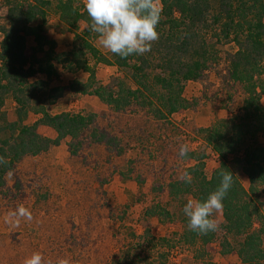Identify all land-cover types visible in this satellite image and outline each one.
Listing matches in <instances>:
<instances>
[{"label": "rangeland", "instance_id": "1", "mask_svg": "<svg viewBox=\"0 0 264 264\" xmlns=\"http://www.w3.org/2000/svg\"><path fill=\"white\" fill-rule=\"evenodd\" d=\"M48 1L45 35L59 36L64 47L71 45L63 51H69L80 41L74 37L75 30L61 21L56 3ZM6 14V0H0L2 25H7ZM87 26L79 21L76 32L81 34ZM203 33L208 44L215 43L216 51L201 77L184 83L187 107L164 118L156 115L153 106L140 104L142 98L116 111L98 97L79 92L76 81L87 82L89 74L69 70L75 68L74 58H57L63 52L60 48L54 46L52 53L48 46L39 50L33 38L26 37L25 53L34 69L37 61L45 66L50 55L53 72L47 76L35 70L23 93H18L24 102L22 111H27L23 123L33 124L42 111L93 114L94 121L79 138L62 137L40 154L23 156L5 174V184L0 186V264H24L34 252L42 254L45 264L62 260L67 264H116L119 260L118 264H243L235 250L244 234L226 231L222 210L214 214L219 227L207 239L193 235L183 213L186 202L194 199L189 192H180L186 188L185 172L201 158L208 178L220 162L205 141L204 128L238 114L246 98L244 86L229 74L230 57L237 50L231 36L217 41L216 30ZM94 34L89 36L91 44L111 59L112 53L100 46ZM83 58L95 69L91 88H109L115 79L136 87L127 68L98 63L97 69L88 53ZM157 72L153 70L152 77ZM260 102L264 106V94ZM16 107L12 92L5 93L0 127L17 120ZM97 130L106 131L112 143L93 141ZM37 132L57 138L56 131L46 125H39ZM8 134L6 128L0 133L1 137ZM256 140L264 146L263 133ZM181 145L188 146L187 157L179 156ZM241 157V152L229 154L225 161L248 189ZM170 184L176 194L170 193ZM250 197L261 215L252 217L251 231L264 224V187ZM20 205L30 210L32 220L20 218L18 225L8 222V213Z\"/></svg>", "mask_w": 264, "mask_h": 264}, {"label": "trees", "instance_id": "2", "mask_svg": "<svg viewBox=\"0 0 264 264\" xmlns=\"http://www.w3.org/2000/svg\"><path fill=\"white\" fill-rule=\"evenodd\" d=\"M53 1L61 21L69 29L75 30L74 37L80 41L71 50L58 53L55 57H73L75 68L70 66L69 70L77 68L89 74L87 82L76 81L79 88L82 86V89L77 90L98 97L116 111L125 109L132 100L139 98L143 99L140 104L153 106L159 118L186 108L184 83L200 78L211 54L216 51L215 43L208 44L203 32L216 30L217 41L231 36L237 50L230 57L229 74L244 86L246 98L238 114L204 128L206 143L220 158L219 166L207 178L202 171V159L199 158L200 161L188 169L192 176L191 183L185 182L186 188L180 192H189L194 199L203 200L219 185L220 173L231 172L233 185L223 200L224 228L227 232L244 234L235 250L243 264H264V224L259 229L249 230L252 217L261 216L250 196L260 186L264 187V146L259 145L256 140L259 133L264 134V106L260 102V96L264 94V0H159L162 7L157 26L159 39L152 43L149 52L124 59L113 53L110 59L91 44L90 18L85 8L80 10L75 5L84 7V0ZM50 4L51 1L48 0H6L7 25L0 23V105L4 94L12 92L17 104V120L5 122V126L0 127V133L5 128L9 131L4 137L0 135V156L4 157V163L0 164V186L5 184V174L23 156L40 154L51 145H57L62 137L79 138L94 121L93 114L84 116L61 112L51 115L42 111V117L33 124L23 123L27 111H22L24 102L18 93H23L28 77L35 70L47 76L53 72V65L49 63L50 55L45 66L37 61L38 67L34 69V63L29 61L25 53L27 36L33 38L39 50L48 46L49 53L54 52L55 43L44 32L45 8ZM79 21L88 25L81 34L76 32ZM93 36L98 37V34ZM86 53L96 64L127 68L136 87H129L123 80L115 79V83L109 88H91L95 80V69L83 58ZM65 60L59 61L66 62ZM153 70L158 72L152 77ZM153 86L158 91H154ZM39 125L51 127L56 131L57 138L49 139L40 135L37 132ZM97 131L98 135L93 141L109 145L112 143L106 131ZM239 152L242 153V170L249 181L248 189L241 184L225 161L229 154ZM71 153L76 154L77 150ZM173 186L174 184H170V193L176 194ZM193 235L207 239L212 233L205 235L193 232ZM118 263L122 262L119 260L116 264Z\"/></svg>", "mask_w": 264, "mask_h": 264}, {"label": "clouds", "instance_id": "3", "mask_svg": "<svg viewBox=\"0 0 264 264\" xmlns=\"http://www.w3.org/2000/svg\"><path fill=\"white\" fill-rule=\"evenodd\" d=\"M84 8L90 18L89 31L98 34L101 47L121 59L132 55H143L151 50L152 43L159 39L157 26L162 7L159 0H84ZM189 148L181 145L180 157H187ZM4 157L0 156V164ZM216 189L203 200L189 199L183 207L187 228L198 234H208L219 227L214 214L223 208V200L233 185L231 172H221ZM184 181L191 183L185 172ZM20 218L32 220L30 210L23 205L8 213V222L19 224ZM24 264H45L41 253L26 257ZM59 264H67L60 261Z\"/></svg>", "mask_w": 264, "mask_h": 264}, {"label": "crops", "instance_id": "4", "mask_svg": "<svg viewBox=\"0 0 264 264\" xmlns=\"http://www.w3.org/2000/svg\"><path fill=\"white\" fill-rule=\"evenodd\" d=\"M48 36H49L48 39H50L51 41H53L55 43V46L57 47V49L60 48V51L66 50V49H68V48L71 47V45L70 46H67V47H64V43H62L63 40L59 36H55L54 33H53V35H48ZM95 68L98 69L99 68V64H96L95 63ZM71 74H74V73H71Z\"/></svg>", "mask_w": 264, "mask_h": 264}]
</instances>
